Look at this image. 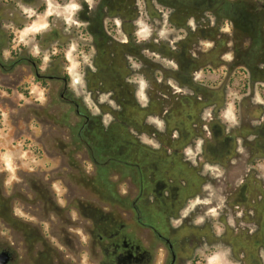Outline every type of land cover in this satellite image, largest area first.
<instances>
[{"label":"rangeland","instance_id":"374dc122","mask_svg":"<svg viewBox=\"0 0 264 264\" xmlns=\"http://www.w3.org/2000/svg\"><path fill=\"white\" fill-rule=\"evenodd\" d=\"M81 1L86 8H81L80 0L0 1V251H12L11 264H106L109 261L107 243L98 242L96 233L107 234L104 221L109 215H115L117 223L132 221L119 204L111 205L102 195L107 192L105 185L86 182L85 176L80 178L78 175L75 167L83 173L94 170L85 159L83 143L76 136L80 115L72 104L58 96L60 82L38 79L30 63L15 62L18 53L37 59L42 74L67 73L70 94L79 101L83 113L93 118L92 121L97 120L99 134L108 129L127 127L118 103L93 102L91 98L95 91L91 82L92 54L96 49L92 30L97 25V17L113 13L120 20L122 14L115 10L125 7L131 17V27L133 18L141 17L138 19L141 31L137 35L144 42L148 64L154 63L150 58L156 59L165 79L185 90L187 96H192L190 88L178 84L181 80L178 74H182V68L193 60L203 62L202 58L207 57L206 68L197 65L196 78L192 80L196 84L203 79L215 91L217 98L211 99L206 106L219 103L220 97H223L221 103L226 101L220 112H214L205 104L202 109L200 107L201 118L195 122L199 133L192 145L183 143L185 147L178 152L181 158L176 166L179 167L171 166L172 163L159 164L164 177L163 202L171 200L169 194H177L181 188H186L185 176L189 181L201 180L199 187L195 185V197L182 200L169 224L167 219L164 224V234L172 239L180 237L182 241L181 244L177 241L176 262L242 264L236 254L240 250L236 231L241 218L249 215L252 228L257 226L258 250L248 264H264V196L260 194L264 183L258 182L262 189L255 194L256 204L245 205L237 192L236 160L230 159L228 166L232 167L228 169L217 155L226 131L237 137L236 152L242 153L244 158L250 155V152H241V137L249 142L251 139L250 131L242 132L241 126L258 122L252 119L255 108L252 84L260 80L257 85H264V56L257 67L256 73L260 75L256 76L251 68L249 51H264V0H125L130 2L129 7L120 5L119 0H91V4L88 0ZM22 20L30 23L16 26ZM257 23L261 24V36L257 35ZM10 30L14 38L9 41ZM98 43L101 49L112 50L111 43L104 38H99ZM229 54L231 59H226ZM170 71L175 72V77L166 75ZM148 79L149 76L147 86ZM184 79L188 81L187 74ZM245 82H248L246 87ZM103 90L104 97L111 91L110 88ZM139 106L143 112L137 111L135 115L141 113L137 120L142 122L143 115L150 112L144 103ZM162 107L158 114L151 115L156 117L143 121L151 128L149 134L154 130L164 134L167 129V122L172 117L165 118V111L171 107V102H164ZM113 114L120 116L114 121ZM157 120L163 122V130ZM213 121H217L216 128L211 126ZM110 123L114 124L109 127ZM170 125L176 134V120H171ZM88 133L91 144L106 147L105 139L90 140L92 132ZM146 137L147 143H156L150 136ZM208 138L212 139L213 147ZM167 139V135H162L163 143L169 142ZM146 142L139 141L140 145H148ZM160 148L166 155L173 150L165 145ZM208 151L217 156H210ZM67 161L73 166L69 168ZM187 164L190 167L187 168ZM245 164L241 177L250 167ZM260 167L253 178L251 173L247 178L264 179V169ZM190 168L192 172L188 174ZM226 180L231 182L225 185ZM126 187V184H116L120 192ZM152 191L151 185L148 196ZM150 204L154 205V202H149L147 207ZM167 205H162V210ZM202 207L205 209L201 210ZM193 214L194 220H191ZM188 225L196 229L193 236L187 235L190 232ZM124 233L127 238L138 240L147 247L145 264L165 263L167 251L162 244L154 250L135 231ZM193 255L197 259L192 262ZM114 261L118 263L119 260L114 257Z\"/></svg>","mask_w":264,"mask_h":264},{"label":"flooded vegetation","instance_id":"af4514ba","mask_svg":"<svg viewBox=\"0 0 264 264\" xmlns=\"http://www.w3.org/2000/svg\"><path fill=\"white\" fill-rule=\"evenodd\" d=\"M0 1L8 3L10 0ZM80 3L82 6L81 8L87 7L83 1L80 0ZM118 3L127 7L130 5V2L125 0H119ZM124 8L125 7H117L115 10L118 11L117 13L122 14V16L118 15L121 18L120 20L116 15H113V13H108V16L101 15L97 17V25L95 29L92 30L93 39L96 38V49L92 54L91 82L95 91L91 93V98L93 102L107 101L118 103L124 114V124L127 125V127L124 126V128L121 129L112 128L108 129L107 132L99 134L97 120L92 121L93 118L83 113L79 108V101L70 94L68 89L69 77L67 73L42 74L39 71V61L37 59H30L20 54L18 55V53H16L15 62L26 61L30 63L38 79L57 80L60 82L58 96L65 102L72 104L76 113L80 115L81 122L77 129L76 136L81 143H83L82 146L85 147V159L90 161L89 163L92 166L91 169L94 170L92 172L88 171L83 173L82 169L79 170L78 167H75L78 175L80 174V178L85 176L86 182L105 185V191L107 192L106 194L102 193V195H105V197L109 199L111 205L119 204V206L122 207V212H127L128 215L132 217V221L124 224L117 223L118 220L115 219V215H109L110 217H107L104 221L107 223V234L96 233L98 242L107 243L106 250L109 253V261L106 264L146 263L147 247H143L144 244L141 245L138 240L134 241L130 239V237L127 238V234L124 233L125 231L127 232V230L135 231L139 237L141 236L144 240H147V245H151L150 247L154 248V250H156L157 246L162 244L167 251V259L164 264H178L176 262V254L178 252L179 242L181 244L182 241L180 237H178L179 239H172L164 234V224L166 219L169 224L170 217L177 213V208L182 200L186 199L189 201L195 197L196 194L193 193V191L199 187L198 183H200L201 180L199 179L198 182L194 180L189 181L188 176H185L187 179L186 188H181L177 194H169L168 197H170L171 200H164L163 202L164 196L161 187L164 177L162 176L159 164L172 163L171 166L179 167L176 166L177 161L181 158L178 156L179 150L183 149L186 144L187 146L192 145L193 139L196 134L199 133L195 128V122L201 118L199 113L200 107H203V104L206 106V103H210L211 99L217 97H215V91L212 90L210 86L206 85L203 79L199 80L196 84L192 80L196 78L197 65L201 66L202 69L206 68L205 61L208 59L207 57L202 58L203 62L200 61V59L193 60L191 64L182 68V70H184L182 74H178L181 80H179L180 83H177L179 85L182 84L180 85L181 87L185 86L190 88L191 92H193L192 96H187L185 90L178 88L173 82L165 79L162 70H160V64L155 62L157 61L156 59L150 58L154 63L148 64L144 42H142V39L137 35L141 31L138 27L141 17H138L139 20L133 18L134 24L131 27L129 23L131 17L128 14V8H126L127 10ZM107 17L108 19H106ZM115 17L116 19H114ZM26 23H30L29 20H22L17 23L16 26L22 27L26 25ZM13 38V31L10 30L8 33V40L10 41ZM99 38H104L111 43L112 50L108 48L105 49V47L101 49L98 43ZM113 45H115V48H113ZM131 45L138 47L133 48ZM194 52L196 53V51ZM213 52L221 54L223 51ZM249 52L251 55V68L254 70L255 75L257 67L263 59L264 51ZM158 56L161 57V55ZM241 56L239 57L241 58ZM157 71L160 73H157ZM147 72L150 73L148 74ZM174 74L175 72H166V75H171L172 77H175ZM186 74L190 85L188 81L184 79ZM258 75L260 74L256 73V76ZM147 76H149L148 86L146 84ZM259 81L260 80H256L252 84V98L255 104L252 119L258 120V122L255 125L252 123L251 125L243 123L241 126L242 132L245 133V131H250L251 135L250 142L246 141L244 137H241L243 139L240 140L242 146L241 152H250V155L244 158L242 153L236 152L235 148L236 145H238L237 137L233 133H230V131H226V133L222 135L220 152L217 154L220 156L221 164L226 168L228 167V169L232 167L228 166L230 164V159L233 158L236 160L234 163L236 164V173H239L235 179L238 183L239 191L237 190V192L240 195V199L248 206L254 205V203L256 204L255 194L262 189L258 182L264 183V179L261 177L259 180H256L257 182L253 181L251 178H247L250 173L253 178V175L257 174V170L260 166V168L264 169V85H257ZM186 82L188 85H183ZM245 83L244 87H246L248 82ZM146 87H148V89H146ZM103 88L111 89L106 97L102 95L105 93ZM177 89H179V91H177ZM141 92L142 95H140ZM198 99H200L201 102L198 101ZM220 100L222 101L223 97H220ZM221 101L219 103H213L212 105L208 104L210 106L206 107H212L214 112L217 110L220 112L222 108L225 107L226 103L225 99V102L221 103ZM164 102H171V107L165 111V118L172 117L169 119V122H167V129L164 133L168 136L167 140L169 142L167 143L162 142L164 141L162 140V135L164 134L158 133L156 130H154L155 132L152 134H149L151 128L143 122L146 121L147 118L153 119V117H156H151V115L158 114L163 108L162 105ZM140 103H144L148 112H150L147 116L143 115L142 122H138L137 120V118H141V113L139 116L135 115L137 111L143 112V110L139 108ZM216 104L219 105L217 106ZM119 116L114 115V121L117 120ZM173 118L176 120L175 127L178 131L176 134H173L171 129L173 124L170 125V121L174 120ZM113 124L110 123L109 127ZM216 124L217 121H213L211 126L216 128ZM88 131L92 132L90 140L95 139L96 141H100L105 139V141H107L106 147L101 148V146L98 145L99 143L97 145L91 144L88 138ZM146 136H150L154 142L158 143L159 147L157 148L163 145L166 147L171 146L173 149L170 151L171 156L169 154H162L164 150L161 148L160 150L152 149L155 147L146 142V138H148ZM210 140L212 139H207L209 145L213 147L214 145H212V141ZM139 141L146 142L148 145H140ZM207 153L210 155L211 151ZM217 155L211 154L210 156ZM247 158V164H245ZM67 163L69 168L73 166L71 165L73 163L70 164L68 161ZM243 163L246 167L250 164V167H247L246 175L241 177L244 170ZM188 164L187 168L190 167ZM189 172H192L191 168L187 171L188 174ZM239 176L240 178L238 179ZM82 182H84V180ZM230 182L231 181L226 180L224 184L227 185V183ZM116 184H126L127 187L120 192L116 189ZM151 185L154 191L148 196V189ZM260 194L264 196V188ZM201 195L202 197L204 196L203 194H199L198 196ZM151 201L154 202V205L150 204V207H147L148 203ZM166 204L168 205L162 210V205ZM89 207L91 209L93 208L92 206ZM202 209L205 208L202 207L201 210ZM239 213V215H241L242 211ZM248 219H250L249 215L246 218L242 217L241 224L237 226L238 228L236 231V241L240 249L236 254L239 258V262L242 264H248L251 261L252 255H255L258 250L257 226L254 225L252 228ZM191 220H194V214ZM184 223V221H181L180 224L184 225ZM187 229H190L187 235L190 234L193 236L196 232L195 227L193 228L188 225ZM177 232L178 230L176 233ZM141 242L143 243V241ZM209 246H214V244H209ZM4 251L10 254V260L7 264H11L13 261L12 251L1 250L0 252ZM205 252L207 251H204L203 254H206ZM209 252L211 251H208V253ZM114 257L119 260L118 263L114 261ZM121 257L123 261L120 262ZM111 259L113 261H111ZM196 259V255H193L191 258L192 262L196 261Z\"/></svg>","mask_w":264,"mask_h":264},{"label":"clouds","instance_id":"9594fccd","mask_svg":"<svg viewBox=\"0 0 264 264\" xmlns=\"http://www.w3.org/2000/svg\"><path fill=\"white\" fill-rule=\"evenodd\" d=\"M89 4H91V0H88ZM190 24H192V21H189ZM226 59H231V54H229L228 56L225 57ZM173 67H175V65H173ZM143 86V85H142ZM177 91H179V89H177ZM140 95H142V92L140 93ZM156 123L158 124V126H160L161 130H163V122L157 120ZM149 143H152L151 141H149ZM154 147H158V145L153 144ZM213 212L215 211L214 209L212 210Z\"/></svg>","mask_w":264,"mask_h":264},{"label":"water","instance_id":"95a60500","mask_svg":"<svg viewBox=\"0 0 264 264\" xmlns=\"http://www.w3.org/2000/svg\"><path fill=\"white\" fill-rule=\"evenodd\" d=\"M9 260L10 254L8 252H0V264H7Z\"/></svg>","mask_w":264,"mask_h":264},{"label":"trees","instance_id":"16d2710c","mask_svg":"<svg viewBox=\"0 0 264 264\" xmlns=\"http://www.w3.org/2000/svg\"><path fill=\"white\" fill-rule=\"evenodd\" d=\"M257 27H258V30H257V35L259 34L260 36L262 35V30H261V24L257 23Z\"/></svg>","mask_w":264,"mask_h":264}]
</instances>
